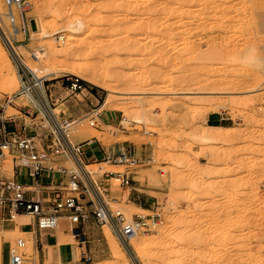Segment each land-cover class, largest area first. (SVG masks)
<instances>
[{"label":"rangeland","instance_id":"374dc122","mask_svg":"<svg viewBox=\"0 0 264 264\" xmlns=\"http://www.w3.org/2000/svg\"><path fill=\"white\" fill-rule=\"evenodd\" d=\"M114 1L33 0L29 34L22 43L11 37L8 42L42 74L66 62L40 66L33 54L48 42L60 46L68 23L81 24L70 43L80 49L68 66L86 57L105 70L111 78L106 80L118 93L102 107L105 90L77 77L84 89L72 91L66 76H76L58 74L44 82L51 108L57 118H76L73 128L81 136L92 132L90 139H79L72 130V143L95 138L108 148L134 147L143 161L132 170L136 190L109 180L105 198L111 209L130 218L149 213L132 205L131 195L138 194L145 206L162 211L166 223L155 232L134 236V242L128 239L133 258L108 226L88 223L85 245L91 261L81 258L83 249L70 235L62 261L55 248L46 246V238L58 230L66 232L60 225L42 239L38 236L37 247L27 240L24 264H264V0ZM117 5L124 7L122 12ZM38 21L45 23L48 35L36 31ZM0 44L12 60L1 36ZM14 66L16 78L24 70ZM18 89V84L9 91L0 87V101ZM216 102L223 104L219 112L207 111ZM15 103L24 105L26 100ZM90 109H99L109 124L91 127L86 115ZM7 113L17 114V109L8 107ZM125 116L128 120L122 124ZM205 122L225 129H209ZM96 148L85 146V159L93 158ZM87 168L95 171L92 178L98 184L104 171L124 170L122 165L105 163ZM19 221L26 223L29 217ZM20 237L24 234L18 226L0 221V264H7V248ZM117 248L123 262L113 258Z\"/></svg>","mask_w":264,"mask_h":264},{"label":"built area","instance_id":"2783aa9c","mask_svg":"<svg viewBox=\"0 0 264 264\" xmlns=\"http://www.w3.org/2000/svg\"><path fill=\"white\" fill-rule=\"evenodd\" d=\"M32 1L2 0L4 12L0 13V22L6 28L8 41L11 37L15 43H20L29 34L31 17L28 12ZM28 75L20 74L19 89L0 101V221L9 225L25 215L29 221L23 225L30 227L24 237L8 246L7 264H24L27 240L37 247L38 236L59 228L61 219L65 220V231L79 249H83L80 256L84 261L92 260L85 245L88 242L85 226L90 222L100 227L108 226L121 243L162 227L166 218L158 207H151L147 214H133L127 218L120 209H111L105 198L109 180H115L122 189L135 190L132 170L143 163L136 149L115 144L104 147L95 138L72 143L69 134L77 119L51 117L42 110L37 89H28L32 97L24 98L26 104L15 103L28 88ZM66 80L68 89H84L77 77L66 76ZM8 107H15L17 114H8ZM102 114L99 109H90L86 113L89 125L97 128L99 124H109ZM93 140L103 153L102 159L97 161L96 150L92 152L96 163L124 166L123 171H104L99 184L85 168L89 163L83 149L92 145ZM40 177L46 178V182H40Z\"/></svg>","mask_w":264,"mask_h":264},{"label":"bare ground","instance_id":"6f19581e","mask_svg":"<svg viewBox=\"0 0 264 264\" xmlns=\"http://www.w3.org/2000/svg\"><path fill=\"white\" fill-rule=\"evenodd\" d=\"M114 1V0H113ZM118 1V0H117ZM129 1V0H128ZM189 2H190V0H188ZM114 2H116V0L114 1ZM131 2V1H130ZM196 2V1H195ZM34 3H35V1H34ZM40 3V2H39ZM43 3V2H42ZM111 3H113V2H111ZM122 3H124V2H122ZM126 3V5H128V3L129 2H125ZM125 3H124V6H125ZM243 3V2H242ZM241 3V4H242ZM32 4H33V2H32ZM41 4V3H40ZM114 5H116V4H119V3H113ZM121 4V3H120ZM119 4V5H120ZM132 4V3H131ZM224 4V3H223ZM249 4V3H248ZM43 6H44V4H43ZM43 6H42V8H43ZM110 6H111V4H110ZM121 6V5H120ZM129 6V5H128ZM127 6V7H128ZM132 7H133V5H131ZM131 6H129L130 7V11H133V10H131L132 8H131ZM117 7L119 8V6L117 5ZM116 7V8H117ZM128 7V8H129ZM240 8H241V6H239ZM248 7V6H247ZM3 8V4H2V0H0V13H3V11L1 10ZM32 8V7H31ZM122 8H124L123 6H122ZM122 8H119L120 10H121V12H122ZM152 8V7H151ZM151 8H149V10H153V9H151ZM224 8H225V6H224ZM228 8V7H227ZM239 8V9H240ZM126 9V8H125ZM125 9H123L124 11V13H126L125 12ZM170 9V8H169ZM205 9V8H204ZM212 9H215V8H212ZM211 9V10H212ZM44 10H45V8H44ZM118 10V9H117ZM127 10V9H126ZM136 10V9H135ZM134 10V11H135ZM208 10H209V6H208ZM225 9H223V11H224ZM40 11V10H39ZM128 11L129 10H127V14H128ZM166 11H169L168 13H170L171 11H173V9L171 8L170 10H166ZM174 11H175V9H174ZM206 11V10H205ZM214 11V10H213ZM235 11H236V9H235ZM243 11V10H242ZM250 11V10H249ZM42 12H43V10H42ZM117 12V11H116ZM120 12V13H121ZM59 13L61 14L62 12H61V10H59ZM133 13H135V12H133ZM167 13V12H166ZM225 13V12H224ZM252 12H250V15L252 16V14H251ZM226 14V13H225ZM243 14V13H242ZM248 15V14H247ZM61 16V15H60ZM225 16V15H224ZM235 16V15H234ZM240 16V15H239ZM236 17H237V15H236ZM242 17V16H241ZM229 19V18H228ZM234 19V18H233ZM244 19V18H243ZM42 20V19H41ZM110 20V19H109ZM43 21V20H42ZM42 21H38V25H37V32L39 33L40 32V34L41 35H43V36H46V35H48V31L46 30V27L44 26V24H43V22ZM232 21V20H231ZM234 21V20H233ZM239 21V20H238ZM230 22V21H229ZM37 23V22H36ZM232 23V22H231ZM144 24H146V23H144ZM148 25H149V22L147 23ZM1 25H2V27H1ZM150 25H152L151 24V22H150ZM215 26H216V23H215ZM219 26H220V24H219ZM81 24L79 23V22H77V21H74V22H71V23H68V25L66 26V31H65V33L59 38L60 39V46L59 45H56L55 43L53 44V43H47L45 46H43V48L42 49H40L39 50V53H38V55L37 54H33L34 56L33 57H35V60L37 61V65H40V66H43V65H46V64H49L51 61L53 62V61H58V64H63L64 65V63L63 62H68L67 64L65 63V65H67L68 66V64H69V59H71L72 58V56L74 55L75 56V53H78L79 51V49L80 48H78V47H76V48H73V47H71V45H70V43H71V39H72V37H73V34L74 33H76L77 32V30L79 31L80 29H81ZM145 27H146V25H145ZM212 27H214V26H212ZM218 27V26H217ZM221 27V26H220ZM3 28V29H2ZM142 28V27H141ZM140 28V29H141ZM149 28H151L150 26L148 27V30H150ZM219 28V27H218ZM143 29V28H142ZM224 29H225V27H224ZM223 29V30H224ZM227 29V28H226ZM223 32V31H222ZM33 34L32 35H34V33H36V32H32ZM5 35H6V37H8L7 36V34L5 33V29H4V27H3V24H1V22H0V36H1V38H2V41H4L5 42V44H6V46H7V48H8V51H9V53H10V57L12 58V60H10L9 59V56H8V54H7V52L3 49V46H1V44H0V53L2 54V57H0V87H1V89H3V90H5V89H11V90H13L15 87H16V85L18 84L19 85V83H20V75H18V74H16V78L13 76L14 74H15V69H16V67L14 66V64H16V66L17 67H20V68H22L23 70V72L24 73H26V74H28L29 73V75H28V88H26L25 90H24V93H23V95L22 96H20L19 98H25L26 96H28V97H32V93H30V91L28 90L29 88H35V89H37L38 90V92H39V95H40V99H39V104H40V106H41V108H42V110L43 111H45V112H47L51 117H56L57 118V115H56V113H55V109H53V108H51V105H50V103H49V100H48V97H47V95H46V92H45V86H44V81L45 80H50V79H52L55 75H58V74H65V73H68V74H72V75H74V76H76V77H78V78H80V79H82V80H84V81H86V82H88V83H90V84H92V85H94V86H96V87H99V88H101V89H103V90H105L108 94H107V96H106V98H105V100H104V102H103V104H102V107H104V106H106V105H108V103H110V95H114V94H117L118 92H116V90L114 89L115 88V86H113V88L111 87V85L109 84V82H110V80H111V78H109V75L108 74H106V72H104L105 70H102V69H100L99 68V66L98 67H96V65H93L92 64V62L91 63H88L89 62V60L85 57H83V59H84V61H80L81 59H82V57H80V55H77V57L80 59L79 61H77V62H72V64H74V65H72V67H70V66H68L69 68L68 69H65V70H63V69H61V70H59L58 68H66L65 67V65L62 67V65H59L58 67L57 66H55L56 68H51V69H49V70H46L44 73H42V74H37V72H35V67H36V65H31V64H29V63H31V62H27V61H25V59H23V54H21V53H19V51H17V50H15V48L11 45V44H9V42H8V40H7V38L5 37ZM13 39H15V36H14V38ZM16 39H18V40H20L21 39V37L20 36H16ZM31 40L32 39H34L32 36H31V38H30ZM125 40L126 39H124L122 42H124L125 43ZM130 41H132V40H130ZM118 42V41H117ZM122 42H120V44H119V47L121 46V43ZM127 42V41H126ZM128 42H129V40H128ZM20 43H22V42H20ZM123 43V44H124ZM111 44H113L112 42H111ZM110 44V45H111ZM128 44V43H127ZM136 44V43H135ZM135 44H134V42H133V45L135 46ZM107 45H109V44H107ZM117 45H118V43H117ZM112 46H114V48L116 47V45H115V43H114V45H112ZM122 46H124V45H122ZM137 46V45H136ZM104 47V46H103ZM118 47V48H119ZM125 48H127V45L126 46H124ZM129 47H130V45H129ZM110 48V47H109ZM108 48V49H109ZM122 48V47H121ZM105 50V49H104ZM107 50V49H106ZM108 51V50H107ZM111 51V50H110ZM109 51V52H110ZM73 56V57H74ZM76 58V57H75ZM44 59V60H43ZM82 59V60H83ZM85 59H87L88 60V62H87V60H85ZM78 60V59H77ZM71 61H75V60H72L71 59ZM77 63H79V64H77ZM19 69V68H18ZM107 78H109V82L106 80ZM16 79V80H15ZM108 83H107V82ZM112 82V81H111ZM112 84V83H111ZM13 88V89H12ZM9 91V90H8ZM111 96V97H112ZM18 98V99H19ZM222 106H223V104H221V103H213V104H211L209 107H208V109H207V111H209V112H212V113H218L219 112V109L220 108H222ZM101 107V108H102ZM123 108V107H122ZM125 109V108H124ZM123 110V109H122ZM124 111V110H123ZM126 111V110H125ZM127 112V111H126ZM125 112V113H126ZM128 113V112H127ZM128 116V115H127ZM127 116H125V118L123 119V122H122V124L123 123H125L127 120H128V118H127ZM77 122V121H76ZM82 124V123H81ZM205 126L207 127V128H209V129H225V127H223V126H219V125H211V124H208V123H206L205 122ZM77 129H74L73 128V131L75 132ZM77 132V136H78V138L79 139H90L91 137H93V135H92V132L91 133H88V134H84V135H82L81 136V134H80V132H79V130H77L76 131ZM204 136V138L206 137L207 139H209V140H216V138L215 137H213V136H211V135H208V134H204L203 135ZM96 137V136H95ZM71 141V140H70ZM72 142V141H71ZM114 166V165H113ZM86 168V170L88 171V173H90V176L92 175V177H93V174H94V172L95 171H92V170H89L88 168H87V166L85 167ZM22 216H25V215H22ZM21 216H19V217H17L16 218V220H15V222H17L18 220H19V218H20ZM109 228V227H108ZM109 230H110V228H109ZM134 240H135V237L133 236V237H131L130 238V241L131 242H134ZM142 243V244H141ZM124 245L126 246V248H127V250H128V252H129V254L131 255V257L133 258V256H132V254L130 253V250L128 249V247H127V244L126 243H124ZM144 244H143V242H140V247L141 246H143ZM116 249V248H115ZM116 251V250H115ZM113 253H114V251H113ZM75 256L77 257L78 256V253H77V251L75 252ZM229 257V256H228ZM228 257H225L224 259H229ZM113 258H114V260L116 261V262H123L124 261V255H123V252L121 251V249H119V248H117V251L114 253V256H113ZM135 259V258H134ZM223 260V259H222ZM226 260H224V261H226Z\"/></svg>","mask_w":264,"mask_h":264},{"label":"crops","instance_id":"0c3cea01","mask_svg":"<svg viewBox=\"0 0 264 264\" xmlns=\"http://www.w3.org/2000/svg\"><path fill=\"white\" fill-rule=\"evenodd\" d=\"M105 115H111V114H106L105 113ZM71 116H72V114H71ZM113 116V115H112ZM209 124V123H208ZM212 125V124H211ZM219 126H221V125H219ZM92 145H95L97 148H96V153H95V155L97 154V153H99V156H95L96 157V160L97 161H100L101 159H102V156H103V153H102V151H101V149L99 148V146H98V144H97V142L95 141V140H93L92 141ZM85 147V146H84ZM86 161L89 163V164H97L95 161H94V158H90V157H88L87 159H86ZM87 166V165H86ZM39 180H40V182H46V178H43V177H40L39 178ZM104 180H105V178H104ZM108 182V181H107ZM134 189L136 190V188L134 187ZM130 199H131V201H132V205L135 207V208H137V209H141V210H149L150 208H151V205H149V206H145L144 205V203L142 202V200L140 199V195H138V194H136V195H131V197H130ZM21 217H23V216H21ZM26 223H28V222H26ZM24 223H21V221H17V222H15V223H13L12 225H16V226H18V230H19V232L20 233H23V234H25L29 229H30V227L29 226H24L23 225ZM65 221H64V219H61V223H60V225H61V227H63L64 226V228H65ZM88 228H89V226H88ZM63 229V228H62ZM90 229L92 230L91 232L93 233V230H94V227H90ZM43 234L44 233H41L40 235V238L42 239V236H43ZM69 233L67 232H64L63 230H58L57 231V234L56 235H53V237L52 238H46V246H48L49 248H55L56 249V251H57V253H58V255H59V258H60V260L62 261V248L63 247H66V246H68L69 244H70V241H69ZM65 240H67V241H65ZM73 246H72V248H71V259L73 260V258H72V250H73Z\"/></svg>","mask_w":264,"mask_h":264},{"label":"trees","instance_id":"16d2710c","mask_svg":"<svg viewBox=\"0 0 264 264\" xmlns=\"http://www.w3.org/2000/svg\"><path fill=\"white\" fill-rule=\"evenodd\" d=\"M212 125H217V124H212Z\"/></svg>","mask_w":264,"mask_h":264}]
</instances>
